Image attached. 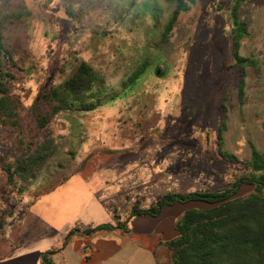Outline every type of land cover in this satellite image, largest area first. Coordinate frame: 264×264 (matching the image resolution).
I'll return each mask as SVG.
<instances>
[{"label": "rangeland", "instance_id": "obj_1", "mask_svg": "<svg viewBox=\"0 0 264 264\" xmlns=\"http://www.w3.org/2000/svg\"><path fill=\"white\" fill-rule=\"evenodd\" d=\"M185 2L189 7L181 9V0H0L16 74L8 85L17 124L0 125L3 165L14 171L11 190L24 191L27 178L43 170L88 162L65 184L54 188L47 181L40 188L36 215L43 223L77 224L86 203L71 187L77 174L109 160L105 151H126L122 159L135 160L137 173H169L165 189L182 192L228 187L249 175L254 151L264 153V0ZM240 22L247 28L238 40ZM83 60L97 71L108 98L90 111L66 108L40 126L33 106L46 112L42 93ZM132 74L139 75L130 84ZM49 140L48 156L24 177L20 161ZM253 191L245 184L239 195ZM115 213L123 221L128 215Z\"/></svg>", "mask_w": 264, "mask_h": 264}, {"label": "crops", "instance_id": "obj_2", "mask_svg": "<svg viewBox=\"0 0 264 264\" xmlns=\"http://www.w3.org/2000/svg\"><path fill=\"white\" fill-rule=\"evenodd\" d=\"M93 152L85 151L84 154L91 157ZM105 152L109 160L96 163L92 171L77 174V185L70 186L72 193L80 195L86 203L75 226L70 222L61 224L62 219L43 223L36 215V206L44 193L40 188L43 189L45 182H51L54 188L63 185L88 162L78 166H56L54 173L51 169L41 171L39 168L41 175L27 178L26 189L19 192L11 190L14 178H9V166L3 165L0 152V264H40L48 251H53L54 264H174L165 243L177 236L176 222L188 203L167 205L157 216L137 215L124 227L117 226L116 216L122 217L115 212L125 210L128 215L124 219L127 220L132 205L144 202L148 205L144 208H148L164 194L182 191L165 189L169 173L155 175L151 168L146 175L137 173L138 166L132 162L135 160L129 163L122 159L126 151ZM64 170H68L66 175L54 179ZM157 184L160 189L156 191ZM106 223L114 228L90 234L82 232ZM75 228L81 231L63 245L69 231Z\"/></svg>", "mask_w": 264, "mask_h": 264}, {"label": "trees", "instance_id": "obj_3", "mask_svg": "<svg viewBox=\"0 0 264 264\" xmlns=\"http://www.w3.org/2000/svg\"><path fill=\"white\" fill-rule=\"evenodd\" d=\"M188 3L181 0L180 8H188ZM175 21V20H174ZM167 26L165 38L172 30ZM247 24L237 23L238 40L246 33ZM236 40V39H235ZM239 47V41L236 43ZM238 52V51H237ZM247 59H241L240 61ZM14 57L3 40L2 23L0 22V125L17 124L16 99L10 95L8 83L15 79ZM142 74L147 65H142ZM139 74L129 77L130 84ZM102 77V76H101ZM99 79V81H98ZM102 80L97 71L85 60L77 64L76 70L57 87L49 88L42 93L49 109L46 112L37 104L38 124L45 126L49 119L64 109L90 111L104 103L109 94L104 91ZM105 97V98H104ZM52 149V142L41 144L33 154L19 163L23 176L32 173L39 167ZM221 154L231 159L226 153ZM235 158L234 156H232ZM250 173L241 176L230 186L215 190H193L189 192H170L164 194L148 208L133 205L127 220L117 217V226L124 227L130 218L137 215H159L167 205L176 203L203 202L211 205L207 208H189L176 222L177 236L165 244L171 251L174 264H264V153L254 151L249 163ZM12 180L14 171L7 168ZM245 184L254 186V191L246 196L239 195ZM112 224H101L94 228L82 230L90 234L101 229H112ZM79 229H71L63 245ZM53 251L46 252L40 264H54L51 259Z\"/></svg>", "mask_w": 264, "mask_h": 264}]
</instances>
